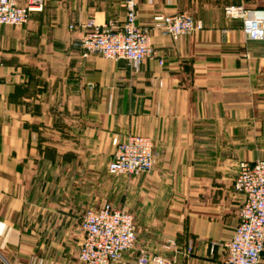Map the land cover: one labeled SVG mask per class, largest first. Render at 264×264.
<instances>
[{
  "label": "crops",
  "instance_id": "obj_1",
  "mask_svg": "<svg viewBox=\"0 0 264 264\" xmlns=\"http://www.w3.org/2000/svg\"><path fill=\"white\" fill-rule=\"evenodd\" d=\"M137 1L139 24L186 11L204 29L174 40L152 28L163 64L135 72L77 44L87 19L123 21L125 0H44L26 24L0 25V264H84L80 216L104 202L135 219L117 264L142 251L227 264L239 162L264 158V41L223 6L264 16V0ZM130 134L152 138L154 168L112 175L114 139Z\"/></svg>",
  "mask_w": 264,
  "mask_h": 264
},
{
  "label": "built area",
  "instance_id": "obj_2",
  "mask_svg": "<svg viewBox=\"0 0 264 264\" xmlns=\"http://www.w3.org/2000/svg\"><path fill=\"white\" fill-rule=\"evenodd\" d=\"M43 2L27 0L22 5L19 0H0V25L26 24ZM124 5L123 21L110 18L99 22L91 17L82 24L84 32L77 44L87 54L99 53L108 59L125 60L135 72H140L148 59H157L163 64L152 43V28L174 40L204 29V23L186 11L156 15L151 26L142 25L138 22V1L125 0ZM223 12L226 18L241 21L249 40L264 41V16L252 14L242 2L225 4ZM114 144L115 151L108 164L110 174L137 176L154 168L156 152L151 137L130 134L122 140L115 138ZM234 189L244 195V202L239 223L227 243L226 263L260 264L264 251V158L239 162ZM79 229L83 238L78 258L84 264H117L137 241L132 212L110 202L86 208L80 216ZM191 252L192 247L187 248V254ZM172 263L170 258L142 251L134 264Z\"/></svg>",
  "mask_w": 264,
  "mask_h": 264
},
{
  "label": "rangeland",
  "instance_id": "obj_3",
  "mask_svg": "<svg viewBox=\"0 0 264 264\" xmlns=\"http://www.w3.org/2000/svg\"><path fill=\"white\" fill-rule=\"evenodd\" d=\"M107 182L110 183L112 181V179H114L115 177L114 176H111L107 173Z\"/></svg>",
  "mask_w": 264,
  "mask_h": 264
}]
</instances>
